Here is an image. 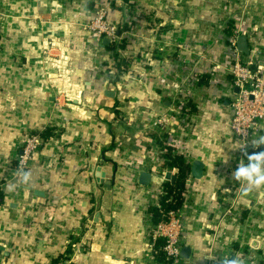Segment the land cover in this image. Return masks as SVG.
I'll list each match as a JSON object with an SVG mask.
<instances>
[{"label":"crops","instance_id":"0c3cea01","mask_svg":"<svg viewBox=\"0 0 264 264\" xmlns=\"http://www.w3.org/2000/svg\"><path fill=\"white\" fill-rule=\"evenodd\" d=\"M95 1L0 0V264H152L148 207L167 181L161 146L170 130L185 137L190 168L203 164L200 178L191 170L186 178L189 254L178 264H264V185L244 194L232 175L247 163L229 125L235 89L215 84L231 80L228 31L247 36L242 58L264 77V0H134L141 15L123 56L135 60L115 82L102 72L113 63L108 43L95 44L86 29ZM128 7L111 0L108 22L124 25ZM182 70L194 106L187 131L170 117ZM61 86L74 96L65 99ZM47 127L54 134L17 176L24 139ZM263 134L250 138L253 147Z\"/></svg>","mask_w":264,"mask_h":264},{"label":"built area","instance_id":"2783aa9c","mask_svg":"<svg viewBox=\"0 0 264 264\" xmlns=\"http://www.w3.org/2000/svg\"><path fill=\"white\" fill-rule=\"evenodd\" d=\"M111 0H105L104 2L95 1L96 6L87 22L86 29L90 35V38L95 44H101L103 39H109V43L116 42L121 38H126L129 35V31H123L121 34L118 32V27L115 24L109 23L107 20L108 5ZM139 13V9H135ZM238 33H233L227 36V62L229 64V74L231 76L230 82L226 83H215L217 89H222L226 84H229L230 89H237L230 99L229 109H230V129L234 133L236 140L240 143L242 149H246L248 145H251L250 138L252 136H258L264 130V77L261 76L259 69L252 70L250 68L251 62L244 61L242 54L236 48V39ZM65 56L62 57L65 60ZM66 60L61 64L63 67L57 68L59 70V75H61V80L66 81L65 77V67ZM65 66V67H64ZM102 68V67H101ZM103 66L102 72L110 79V75L114 76L116 74L115 69L109 68L107 71ZM178 70V69H177ZM183 71V70H182ZM182 77L184 79V84L181 85V89L177 96V108L175 110V116H170L171 119L176 121L183 127L181 131H187L193 122L191 119L193 115L191 113L182 112L184 106L188 102V94H186L185 86L189 79L190 71L185 72ZM114 73V74H113ZM194 78V75L192 76ZM196 80V75L195 79ZM78 92H80L79 89ZM72 92V90H71ZM69 92L67 95V90L65 87H60L59 94L64 96L65 99L73 97L74 94ZM169 117V118H170ZM161 123H166V119H158L154 122L155 125ZM176 134L174 131H169L168 137L165 140L166 146L172 148V155H183L187 162L189 160L186 157L185 152V137ZM41 143V138L37 133L30 134L27 136L22 144L19 153L16 156V162L14 165L15 174L17 176L23 175L29 160L39 147ZM171 173L177 171L176 168H167ZM189 173L187 174V176ZM163 189L160 191V195H164ZM227 201H232V198L226 197ZM237 206L233 201L229 207H227V212L233 211ZM185 210L184 205H182L174 210H169L164 219L153 223L151 225V240L153 242V247L151 250V262L152 264H158L155 258V253L160 251L162 258L167 261V264H178L180 258V252L183 247V229L185 223ZM161 241V245L155 249L154 243ZM226 261H232L228 259ZM226 261L224 264H226ZM59 264V263H58ZM60 264H70L69 261L61 260Z\"/></svg>","mask_w":264,"mask_h":264},{"label":"trees","instance_id":"16d2710c","mask_svg":"<svg viewBox=\"0 0 264 264\" xmlns=\"http://www.w3.org/2000/svg\"><path fill=\"white\" fill-rule=\"evenodd\" d=\"M123 1L129 6L133 4L131 0H123ZM129 11L130 10H128V12ZM125 30H127L126 23H124V25H120L118 28L119 34H121ZM227 33H228L227 36L233 34L231 31H228ZM105 47L108 51L111 52V57L113 59V63L107 64V67L113 68L116 71V74L112 78L110 77L109 81L115 82L116 80H118L119 75H122L123 73L131 69V64L135 60L134 58L135 54L129 57L123 56V53L127 51L129 47V42L126 39H121L116 42L108 43ZM250 68L254 70L256 69V65L253 64L250 66ZM197 84L207 85V81L198 80ZM192 111H194V106L190 101H188L184 106L182 112L191 113ZM53 130H54L53 127H47L43 131L39 132L38 135L42 140H46L52 137V134H54ZM161 149L164 150L162 154L163 166L167 168H176L177 171L175 172V180L173 182L165 181L163 183L162 186L165 194L160 196L159 205L148 207V212L152 217L151 219L153 223H156L164 219L165 214L169 210L177 209L182 205L184 201L185 182H186L187 174L190 172V164L186 161L183 155H172V148L170 146L162 145ZM262 151H264V145H258L254 147L252 145H248V147L245 149V153L247 154H252ZM160 245H161L160 240L155 242L154 243L155 249L158 248ZM155 258L157 259L158 264H167V261H165L162 258L160 251L155 253Z\"/></svg>","mask_w":264,"mask_h":264},{"label":"clouds","instance_id":"9594fccd","mask_svg":"<svg viewBox=\"0 0 264 264\" xmlns=\"http://www.w3.org/2000/svg\"><path fill=\"white\" fill-rule=\"evenodd\" d=\"M264 145V137H261L258 144ZM247 163H238L232 175L237 181L244 182L247 186L243 188V193L247 194L253 188H260L264 185V151L247 154ZM226 264H237L235 260L226 261Z\"/></svg>","mask_w":264,"mask_h":264},{"label":"water","instance_id":"95a60500","mask_svg":"<svg viewBox=\"0 0 264 264\" xmlns=\"http://www.w3.org/2000/svg\"><path fill=\"white\" fill-rule=\"evenodd\" d=\"M109 43V39L105 38L103 39V44H107ZM236 48L238 51H240L241 53L247 55L249 54V46H248V42H247V36L245 34H239L237 36L236 39ZM235 92H237V89L235 88ZM110 96L111 92L108 93ZM191 175L195 178H200L203 172V164L201 161L199 160H194L191 163ZM95 176L97 178V180L101 183H103L108 189L110 188V182L108 180L104 179V173L102 171H100V167H97V171L95 173ZM164 177L167 181H171L173 182L175 180V174L171 173V172H166L164 174ZM150 180V174L147 172H141L139 174V182L143 185H147L149 183ZM181 256L183 257H188L189 254V248L188 247H183L181 249L180 252Z\"/></svg>","mask_w":264,"mask_h":264},{"label":"rangeland","instance_id":"374dc122","mask_svg":"<svg viewBox=\"0 0 264 264\" xmlns=\"http://www.w3.org/2000/svg\"><path fill=\"white\" fill-rule=\"evenodd\" d=\"M131 2L133 3L131 6H129L128 7V9H127V11L128 10H130L129 12H128V20H127V22H126V24H127V30L126 31H129V35L126 37V38H121V39H126L128 42H129V47H131L132 45H134V41H135V34H132L133 33V30L135 29V21L136 20H138L139 21V17H140V12L138 13V12H136V8L137 9H139L138 7H137V4H136V2L134 1V0H131ZM237 32H239L240 34H242L241 32L242 31H237ZM238 33V34H239ZM120 39V40H121ZM119 41V40H118ZM129 47H128V49H129ZM106 71L109 69L107 66H105V68H104ZM114 74V73H113ZM110 77L112 78L113 76L112 75H110ZM225 201H227V200H225ZM235 209H237V207L235 208Z\"/></svg>","mask_w":264,"mask_h":264}]
</instances>
